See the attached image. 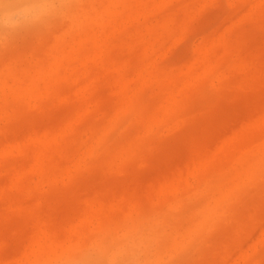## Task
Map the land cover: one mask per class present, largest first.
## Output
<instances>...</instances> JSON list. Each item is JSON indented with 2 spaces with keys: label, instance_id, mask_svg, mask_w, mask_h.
Masks as SVG:
<instances>
[{
  "label": "rangeland",
  "instance_id": "1",
  "mask_svg": "<svg viewBox=\"0 0 264 264\" xmlns=\"http://www.w3.org/2000/svg\"><path fill=\"white\" fill-rule=\"evenodd\" d=\"M65 4L0 40V264H264V0Z\"/></svg>",
  "mask_w": 264,
  "mask_h": 264
},
{
  "label": "clouds",
  "instance_id": "2",
  "mask_svg": "<svg viewBox=\"0 0 264 264\" xmlns=\"http://www.w3.org/2000/svg\"><path fill=\"white\" fill-rule=\"evenodd\" d=\"M66 11L65 0H0V40L46 25Z\"/></svg>",
  "mask_w": 264,
  "mask_h": 264
}]
</instances>
